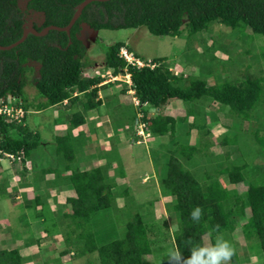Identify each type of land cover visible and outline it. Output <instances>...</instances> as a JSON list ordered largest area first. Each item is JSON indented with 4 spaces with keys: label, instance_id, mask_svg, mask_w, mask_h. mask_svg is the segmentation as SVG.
Listing matches in <instances>:
<instances>
[{
    "label": "trees",
    "instance_id": "1",
    "mask_svg": "<svg viewBox=\"0 0 264 264\" xmlns=\"http://www.w3.org/2000/svg\"><path fill=\"white\" fill-rule=\"evenodd\" d=\"M80 1L0 0V45H8L20 37L28 14L32 17L30 25L37 31L47 25L64 26ZM213 22L237 31L247 27L253 34L264 35V0L91 1L82 8L68 35L54 29L41 36L29 33L15 46L0 50V97L10 93L26 99L22 90L25 84L22 75L29 68L26 63H33L37 73L33 79L36 93L26 102V109H43L64 99L67 106H73L77 100L73 92L83 93V109L98 106L101 101L97 99V84L103 78L96 74L95 77L82 75V70L93 60L88 57V49L79 37L81 24L93 31L144 26L152 35L177 36L183 23L189 36L205 30ZM120 46H124L142 65L126 62L120 57L117 53ZM100 49L103 70H109L113 76H128L141 113L138 121L143 123L146 131L161 136L173 135L176 119L161 113L149 115L142 111L143 105L159 108L171 99L181 100L189 104L181 116L185 119L192 114L193 101L204 98L216 102L230 117L217 143L228 150L235 145L236 134L241 131L243 121L263 116L256 111L262 109L264 102L262 76L247 77L244 74L234 81L212 85L199 77L189 76L187 82H183L181 74L175 75L168 68L164 57L141 58L129 49L125 41L101 44ZM131 120L133 123L135 117L128 118L129 122ZM82 122L79 112L70 111L66 131L53 137L56 153L64 158L68 169L71 161L68 155L70 130ZM10 131H18L21 136L12 137ZM30 133L25 123L6 121L5 116L0 114L1 151L20 153V162H23L39 143L37 134L29 140ZM256 142L261 147V157L249 164L238 157L229 165L206 170L198 161L206 157L210 160L208 150L198 154L193 145L181 144L177 140L167 147L166 158L153 161L159 188L168 191L171 197L166 208L176 211L179 216L171 234L174 247H179L182 257L190 256L192 247L202 245L203 234L207 233L209 243L215 244V235L238 226L248 254L253 257L261 254L264 264V130L263 136ZM210 143L208 141V147ZM215 159L213 162L223 161L221 154L215 155ZM69 170V184L75 194L68 199L70 211L63 215L67 220L65 234L73 237V242L68 241L69 247L76 254L95 252L98 264H143L149 246L136 215L116 220L122 225L119 238L95 245L89 217L91 213L111 206L115 197L113 183L104 179L98 168ZM116 173L123 176L119 161ZM238 184L244 186V195L238 191ZM197 206L202 211L198 223L191 219V213ZM217 225L219 229H215ZM0 264H19L17 251L0 250ZM229 264H238L235 254Z\"/></svg>",
    "mask_w": 264,
    "mask_h": 264
},
{
    "label": "crops",
    "instance_id": "2",
    "mask_svg": "<svg viewBox=\"0 0 264 264\" xmlns=\"http://www.w3.org/2000/svg\"><path fill=\"white\" fill-rule=\"evenodd\" d=\"M87 55L91 58L93 54L88 50ZM94 65L95 61L85 67L83 70L87 71V75H83V73L82 75L84 77H95V71L98 70V67ZM112 81H99L97 84V99L101 103L91 109L82 108L81 100L83 99V93L80 92L77 93V100L73 106H67V100L64 99L57 104L43 109H29L28 120L24 123L29 129H33L34 131L32 130V132L36 134H38V124L35 121V123L29 126V119L37 115L40 118L42 112H47L46 116L52 126V130L47 138L50 139V144L52 143L51 147L54 150L56 165L49 166L43 164L47 160L45 159L46 156L43 155V151L37 150L33 152L32 156L24 158L23 163H20L23 164L21 169L16 168L17 165H13L15 170H21V172L16 174L20 175L21 179L19 178L17 182L14 181L15 184L7 183L10 181V177L15 175L14 172L18 171L11 172L10 176L7 175L9 181L4 179L5 175L2 178L3 183L7 182V185L0 186V243L3 244L0 250L15 249L19 258V264H79L77 262L76 251L68 245V241L73 242V237L65 234V231H67V220L63 216L69 212L68 199L75 195L73 188L69 184L68 176L70 168H77L79 170L98 168L102 177L113 183L112 191L116 193V198L120 200L118 207L122 210V215L124 217L127 215L139 217L149 246V253L143 264H148L151 258L154 261L152 260L153 262L150 264H157L158 260L155 259L159 257L158 253H161L165 249L160 244V240L157 241L158 237H155L158 234L160 236L165 235L166 241L170 243L172 249L174 248L171 231H173V227L178 223L179 216L176 211L167 209L165 204H163L166 202L165 200L163 202L162 198L170 195L168 191H161L158 182H154L153 175L155 173L152 162L155 159H164V155L159 154L163 147L160 144L161 142H157L158 146H155L152 141L164 136L170 138L169 140H173V137L176 136L179 140H177L178 143L190 144L195 148L197 147V141L202 144L206 142L203 146L204 150L202 152H204L212 145L210 143L211 145L208 147V141H210L208 137L209 124H217L219 118L225 117L226 114L219 111V116H217L218 112L216 113L212 109L208 110L209 107H212L210 104L206 107L202 116L195 113L198 103H202L201 101H204V98L193 101L192 114H188L185 119L171 114L174 108L173 102L181 100L171 99L159 108L143 105L141 107L142 111H145L149 115L161 113L174 117L176 119L175 132L173 135L167 134L161 136L157 133L144 130V133L148 135L152 134V139L150 141H146L145 139L138 140L136 139L138 138L137 136L133 138L131 133H129L130 130L134 129L136 123L139 122L138 117L141 114L137 109V104L132 100L135 96L130 87V82L120 91L111 92L110 88L115 87ZM116 93L118 96L115 95ZM72 110L79 112L83 122L70 130V152L68 155L71 161L68 163V169L64 158L56 153V144L53 137L64 134L68 127V119ZM166 110L170 111L165 113ZM197 115L202 118H197ZM130 117H135L133 124H130V122L122 124V121ZM229 122L230 119L228 118V122L222 124L224 130ZM60 128L64 132L62 134L56 133L55 131ZM241 128V131L236 134L235 145L228 150L222 147V152H230L233 149V152H237L236 158L241 157L247 164L256 162L261 157V147L257 144L256 139L263 136L264 118L260 116L255 120L246 123L242 122ZM205 130L206 133H203ZM62 131L59 132L61 133ZM189 140H192V143H188ZM150 143H152V147H149ZM38 145L45 147L46 143L39 141ZM159 149L161 150L159 151ZM222 158L223 161L213 162V160H207V163L210 166L215 165V162H220L221 164L224 162V156ZM116 160L121 165L123 176L115 173ZM26 162L32 165L26 166ZM140 165L143 166V169H141ZM224 165L227 164L224 163ZM211 168L213 170L218 169L213 168V166ZM150 172L152 174L148 175ZM225 183L223 184L225 185ZM137 184L152 187L154 195L137 198L135 195ZM42 188L44 189L43 193L39 191ZM242 195H244L243 192ZM2 196L9 197L4 198ZM159 201H161L160 203L164 208L162 209V213L160 210L159 214H156L154 209L157 207L160 209L161 207L158 206ZM121 219L123 218L121 217L120 221ZM89 221H91L95 245L100 246L120 237L109 235L108 230L104 228L106 224L99 226L95 216L90 215ZM110 222H112L110 224L112 228L122 227L121 223H117L115 219H110ZM113 230L115 231L114 228ZM233 230L235 228L215 235L213 238L214 243L217 237L223 234L224 238L234 248V254L238 253L239 264H242L244 261L250 264L252 260L261 259V254L254 257L248 254L240 228L239 232H235L239 235L237 239H234L232 236ZM96 236L101 240L96 242ZM151 238L152 240H156L158 244L155 243L154 248L152 247L153 241H151ZM155 254H157L156 257ZM87 255H92L95 263L98 264L95 252L87 253ZM88 261L87 259L85 264H90L91 261Z\"/></svg>",
    "mask_w": 264,
    "mask_h": 264
},
{
    "label": "rangeland",
    "instance_id": "3",
    "mask_svg": "<svg viewBox=\"0 0 264 264\" xmlns=\"http://www.w3.org/2000/svg\"><path fill=\"white\" fill-rule=\"evenodd\" d=\"M22 6V5H20ZM26 22L30 24V21L32 20V17L28 14L26 15ZM185 21V17H183V23ZM183 23L180 25V34L177 36H169V35H163V36H156L150 34L144 26H139L136 28H127V29H114V30H109V29H100L97 31L91 30L89 27H87L85 24H81V28L79 31V37L81 41L83 42L84 46L89 50L90 53H92L91 59L93 62L95 61V67H98V70L95 71V74L97 76H100L101 74H104V71L102 69V61H103V53L100 49L101 44H111L115 41H125L129 47V49L136 54L137 56L141 58H151V57H164L165 58V64L168 66V68L174 73L175 75L181 74L183 82H187L189 76H196L201 79H203L206 84L212 85L215 83H221L222 81H234L236 79H239L242 77V75L246 74L247 77H254V76H262V86L264 87V35H258V34H253L249 30V28L244 27L241 29V31L233 30L230 29L218 22H213L211 23L205 30L200 31L195 34H191L187 36L185 28ZM91 50V51H90ZM89 57V56H88ZM89 59V58H88ZM26 65L29 67L26 69L23 73V78H24V86L22 88L26 99L25 101L28 102L31 100V98L35 95L36 91L33 86V79L36 76V64L33 63H26ZM110 72V71H108ZM83 75H87V71L83 70ZM105 78V77H104ZM115 80L112 82L114 83L115 87H111L110 91L111 92H116L117 90H121L123 87H125L126 84H128L129 80L126 75H116ZM102 94V93H101ZM116 96L117 93L115 94ZM111 96V95H109ZM133 102H137V99L134 97L132 98ZM264 100V97L262 101ZM202 103H198V108L196 109L195 113L199 115H203V112H205L206 107L210 104L212 107H209V109H212L218 112L219 116V111L224 112L223 110L220 109V107L216 104L214 101H201ZM23 103H25L23 101ZM173 111L171 114L174 116H183L184 112L186 111L188 107L187 102H181V101H175L173 102ZM136 104V103H135ZM55 108V107H54ZM262 109H257L256 111L258 114H262L264 118V102L261 105ZM150 110V108H148ZM170 110H166V112H169ZM215 113V116H216ZM47 112H42L39 115L32 117V119H29V126H31L33 123L38 124V140L40 142H45L46 146L40 147V145L37 146L35 150L32 152H36L37 150L43 151V155L46 156L45 159L46 162L43 164L49 165V166H55L56 161H55V156H54V150L51 147L52 143L50 144V139L47 138L49 133L52 130L51 122L46 116ZM257 114V115H258ZM28 113L25 114V117L23 118V121L28 120ZM132 116V115H131ZM201 116H196L197 118H202ZM228 118L230 117L228 115H225V117H220L219 122L215 125H210L209 124V129H208V137L212 145L208 149L209 152V159L214 160L215 155L221 154V156H224V162L220 164V162H215V165H209L207 163V157L206 158H200L199 159V164L202 165V167L206 170H213V168H221L224 163L229 165L232 163V161L236 160V155L237 152H222V147H219V145L216 144L217 140L220 139L221 135L223 134L224 127L223 123L228 122ZM257 118V117H256ZM253 120V119H252ZM128 119L122 121V124L126 123L128 124ZM249 122L248 120L243 121V123ZM132 123V120L130 122ZM28 127V126H27ZM130 129V128H129ZM143 129V128H142ZM140 129L139 125H135L134 129L130 130L129 133H131V136L134 138V136H137L138 140H151L152 139V134L148 135L144 133V129ZM33 129H29L32 133L30 135L29 140L34 139V132H32ZM63 129H58L55 131L56 133L62 134L64 131ZM138 130V132H136ZM34 131V130H33ZM59 131H62L61 133ZM30 133V134H31ZM206 133V130L203 132ZM37 134V135H38ZM140 134V135H139ZM10 135L12 137H20V133L18 131H10ZM179 135V134H176ZM140 136V137H139ZM155 137V136H154ZM158 138V137H157ZM167 136H164L160 139L152 141L155 146H158L157 142H161L162 151L161 153L159 152L160 155H166V149L167 147L169 148L171 141L178 140V137H173V140H169ZM179 141V140H178ZM152 143H150L149 147H152ZM188 143H192V140H189ZM206 142L203 144L197 141V147L196 152L198 154H202L203 152V146ZM161 149H159L160 151ZM227 154V156H225ZM33 155V153H32ZM31 155V156H32ZM35 157V153H34ZM58 157V156H57ZM166 158V157H165ZM24 161V160H23ZM23 162L20 161H15V162H8L5 158L0 156V186H4L7 184H15L14 181H18L20 178V175H16L21 170H15L13 165H17L16 168L21 169L23 164H20ZM217 164V166H216ZM32 165V164H31ZM29 162H26V166H31ZM118 165V161L116 160V167H115V173H116V168ZM134 166V165H133ZM141 166V165H140ZM137 167V165H135ZM152 167H154L153 162H152ZM141 169H143V166H141ZM18 171V172H14ZM14 172V176L10 177V181L8 180L10 176V173ZM152 172H150L148 175H151ZM5 175V177H4ZM155 176V177H154ZM4 177L5 180H8L9 182L3 183L2 178ZM203 177V176H201ZM154 182H158L157 175H153ZM21 179V178H20ZM47 180V178H45ZM157 180V181H156ZM222 183H225L223 179H220ZM153 181V180H152ZM155 185V184H154ZM148 185H138L135 187V195L137 198L139 197H151L154 195V189L152 187H147ZM224 186H227L225 183ZM70 188V187H69ZM237 189L239 192H243L245 190L244 186L241 184L237 185ZM12 191V190H10ZM41 193H43L44 189L39 190ZM71 194V193H70ZM114 197L113 204H111V207L106 209V210H97L90 215H93L97 218L98 220V225L101 226L106 224L104 227L105 229L108 230L109 235L114 236V237H119L122 234V227H111V223H109L110 219H115L117 221H120L121 217H124L122 215V210L120 207H118V204H120V200H118L116 197V193ZM68 195V194H66ZM4 198L9 197V196H2ZM116 198V199H115ZM168 204L171 200L170 195L166 196L165 198H162V201ZM159 201L158 206H161L160 209L157 207L154 209L156 214H159V211L164 208L163 205H161ZM162 202V203H163ZM166 203L165 204L166 206ZM70 211V207H69ZM92 219V217H91ZM90 229L91 228V221H89ZM174 228V227H173ZM200 228L204 229L203 226ZM174 230V229H173ZM239 232V228L236 227L235 230L232 232V236L234 239H237L239 237L238 234L235 232ZM236 236V237H235ZM155 237H158L157 241L160 240V244L164 246V250L159 254V257L156 258L155 260L157 261V264H177L176 261H170L167 258V252L172 249L171 245L169 242L166 241L165 235L160 236L159 234ZM161 237V238H160ZM230 235V239H231ZM70 239V237H69ZM96 242L100 241L97 236L95 237ZM202 245L208 243V234L205 233L201 237ZM153 245L152 247H155V243L157 244L156 240H152ZM81 242V241H80ZM80 242L78 243L80 245ZM158 245V244H157ZM3 246L2 243H0V247ZM73 246V245H71ZM157 254H155V257ZM147 255L144 256L143 261H146ZM236 257L238 260V253H236ZM87 259L90 262V264H96L94 261V258L92 255H83V254H78L77 253V262L79 264H82L87 261ZM154 259L151 258L150 261H148V264L153 262ZM88 261V262H89ZM239 264V261H238ZM242 264H248L247 262H242ZM250 264H262V259H256L255 261L252 260V263Z\"/></svg>",
    "mask_w": 264,
    "mask_h": 264
},
{
    "label": "clouds",
    "instance_id": "4",
    "mask_svg": "<svg viewBox=\"0 0 264 264\" xmlns=\"http://www.w3.org/2000/svg\"><path fill=\"white\" fill-rule=\"evenodd\" d=\"M106 72L103 75L102 74L100 75V77L103 78L102 80H105L108 77V75H106ZM117 75H120V74H117ZM111 76H113V75H111ZM72 95H77V93H72ZM137 123H136V125H137ZM142 128H143V126H142ZM142 128H140V129H142ZM20 159L18 161H20ZM201 215H202V211L199 208V206H197L195 208V211H193L191 213V219L194 222L198 223ZM215 229H219V226L217 225ZM190 252H191V255L185 258V257L181 256V252H180L179 247H174L173 249H170L167 252V258L170 261H176L177 264H229L232 256L234 255L235 250L232 247V245L230 244V242L228 240H226L222 234V235H219L217 237L215 244L207 243V244H203V245H197V246L192 247L190 249Z\"/></svg>",
    "mask_w": 264,
    "mask_h": 264
},
{
    "label": "built area",
    "instance_id": "5",
    "mask_svg": "<svg viewBox=\"0 0 264 264\" xmlns=\"http://www.w3.org/2000/svg\"><path fill=\"white\" fill-rule=\"evenodd\" d=\"M118 55L122 57L126 62H135L137 65H142V63L139 60H136L124 46H121L119 48ZM106 75H108V77L103 81H110L115 78V76H111L109 72H106ZM23 101L24 100L20 96L10 93L6 94L3 98L0 97V114L5 116L6 121L13 120L16 123L23 125V118L25 117V114L29 112V110L26 109V102L24 101L25 103H23ZM138 125L140 128H142L143 123L138 122L137 127ZM0 153L1 156L5 158L8 162H14L21 158L20 153L12 154L8 152H3L1 150Z\"/></svg>",
    "mask_w": 264,
    "mask_h": 264
},
{
    "label": "water",
    "instance_id": "6",
    "mask_svg": "<svg viewBox=\"0 0 264 264\" xmlns=\"http://www.w3.org/2000/svg\"><path fill=\"white\" fill-rule=\"evenodd\" d=\"M91 1H105V0H82V1H80L75 6L71 17L69 18L68 22L64 26L47 25V26L43 27L40 31H37L30 24L23 23V30L21 32L20 37L8 45H0V50H6V49H9V48L15 46L16 44L23 41V39L29 33L36 35V36H41V35L46 34L48 30L54 29V30H58V31H64L66 33V35H68L70 27L72 26V24L76 20V18L79 16L82 8Z\"/></svg>",
    "mask_w": 264,
    "mask_h": 264
}]
</instances>
